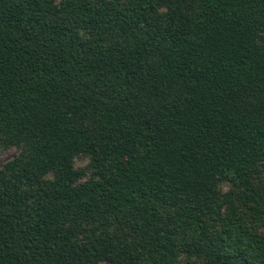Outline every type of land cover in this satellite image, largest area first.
Wrapping results in <instances>:
<instances>
[{"label": "trees", "instance_id": "obj_1", "mask_svg": "<svg viewBox=\"0 0 264 264\" xmlns=\"http://www.w3.org/2000/svg\"><path fill=\"white\" fill-rule=\"evenodd\" d=\"M0 141V264H264V0H0Z\"/></svg>", "mask_w": 264, "mask_h": 264}, {"label": "rangeland", "instance_id": "obj_2", "mask_svg": "<svg viewBox=\"0 0 264 264\" xmlns=\"http://www.w3.org/2000/svg\"><path fill=\"white\" fill-rule=\"evenodd\" d=\"M20 151V147L17 146H5L2 141H0V171L3 169V166L6 162L14 158ZM89 157L84 155H78L74 157L73 164L76 169H82L84 171L82 181L87 180L89 178L97 176L94 173V170L89 166ZM252 184V187L250 190H254L255 193L261 192V185L256 182H250ZM231 190L230 186H227L226 184H223L219 188L220 195L223 196L226 194L227 191ZM249 204L250 202H246ZM232 204H229V207ZM237 207V206H235ZM246 209V205L240 206V203L238 205V210ZM226 212V210L224 211ZM255 223L259 221V226L257 227V230L259 233L264 234V215L258 216L256 215ZM253 221V222H254ZM191 255L182 253V256L180 257V264H203V260L201 257L195 258L193 256L189 257ZM100 264H111L109 261L101 262Z\"/></svg>", "mask_w": 264, "mask_h": 264}]
</instances>
